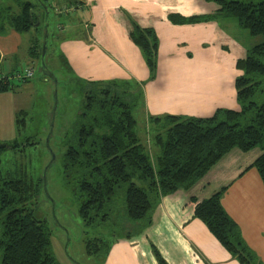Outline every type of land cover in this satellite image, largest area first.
<instances>
[{
  "label": "trees",
  "instance_id": "obj_1",
  "mask_svg": "<svg viewBox=\"0 0 264 264\" xmlns=\"http://www.w3.org/2000/svg\"><path fill=\"white\" fill-rule=\"evenodd\" d=\"M206 1L217 9L204 16L183 17L180 22L233 17L252 35H264V0ZM18 4V12L0 4V32L6 31L7 22L22 33L38 26L32 4ZM129 37L142 50L154 79L159 61L156 31L135 24ZM38 49L37 44L32 46L34 56L41 53ZM236 67L241 71L235 79L239 109L221 107L209 116L164 114L146 120L143 110L145 137L140 136L135 115L139 102L143 106L142 90L136 82L91 80L79 85L81 108L76 124L66 133L62 168L67 183H74L85 225L114 223V209L119 208L117 199L122 194L121 220L124 228L127 226L122 229L124 236L131 238L151 225L162 197L181 191L194 205V216L241 264H264L222 204L227 185L207 197H201L203 191H195L233 151L253 152L256 157L250 166L258 169L264 182V41L238 58ZM13 89L8 76L0 77V92ZM24 114L23 110L17 113L18 130ZM7 148L17 149L20 144L0 142V150ZM44 182L43 174L37 178L6 174L0 162V264H61L51 251L46 220L39 219L31 207ZM112 244L96 236L87 240L86 247L89 254L107 255ZM153 250L159 264H168L155 247Z\"/></svg>",
  "mask_w": 264,
  "mask_h": 264
},
{
  "label": "crops",
  "instance_id": "obj_2",
  "mask_svg": "<svg viewBox=\"0 0 264 264\" xmlns=\"http://www.w3.org/2000/svg\"><path fill=\"white\" fill-rule=\"evenodd\" d=\"M16 1L0 0V4L18 12L21 4H13ZM18 1L32 4L31 13L37 15L36 23H40L32 30L43 28L40 25L45 8L49 25V9H54L57 28L66 33L55 38L79 79L136 82L142 90L145 120L164 114L209 116L217 108H240L235 79L241 71L236 62L246 54H240L238 23L229 17L180 22L183 17L214 12L217 7L213 3L206 0ZM135 24L153 28L159 37L158 70L154 79L150 78L142 50L129 37V30ZM23 42V33L7 22L6 31L0 32L2 77L10 78V74L15 75L12 72L18 71ZM30 44L34 45L33 40ZM18 92L17 85L13 90L0 92V112L12 113L14 125L17 113L24 108L17 103ZM255 157L253 152L233 151L213 167L195 191L200 194L203 184L201 197H207L227 185L222 204L239 225L246 243L264 262V182L258 169L250 166ZM154 247L168 264H241L194 216V205L181 191L161 198L151 225L140 234L116 238L102 264H159Z\"/></svg>",
  "mask_w": 264,
  "mask_h": 264
},
{
  "label": "rangeland",
  "instance_id": "obj_3",
  "mask_svg": "<svg viewBox=\"0 0 264 264\" xmlns=\"http://www.w3.org/2000/svg\"><path fill=\"white\" fill-rule=\"evenodd\" d=\"M35 1L42 3L46 0ZM5 2L11 3L12 0H2V3ZM15 3L18 4V0L13 2ZM43 10V24L40 25L43 28L38 31L23 32L24 42L19 52V60H22L16 67L18 71L12 72L15 75H9L11 81L18 86L17 103L24 106L25 114L22 126L18 130L17 123L14 125L12 120L14 115L12 113L9 115L7 111L0 112V114H6V117H0V142L11 145L15 142L20 144V148L17 149L0 150L1 169L11 176L27 175L37 178L44 175L46 166L52 160V152L46 144V138L49 126L53 123L54 131L50 145L55 150L56 158L47 172V190L43 184L31 207L34 208L39 219L46 220L51 235V251L61 264H102L106 255L104 253L89 254L86 242L100 236L112 243L116 238L126 235V231L122 229L125 222L121 220L124 215L120 208L124 197L122 194L118 196L119 208H116L117 211L114 209L112 219L114 223L85 225L79 214L80 204L75 194L74 183H67L63 173L62 155L66 150L64 140L68 139L66 133L73 129L81 108L82 94L79 85L87 82L88 79H79L71 63L65 60L61 52L59 40L55 37L56 35L64 36L66 33L58 30L54 9H49V25H47L46 8ZM229 18L238 23L235 18ZM238 27L241 56L247 54L254 45L264 41V35H252L248 29L239 24ZM46 35L49 37L45 38ZM46 39L48 47L45 54ZM32 40L38 45V52L41 51L39 56H34L32 52L31 56L29 55V47L33 45L30 44ZM28 66L34 68H32L33 76L19 78V74H24ZM27 79L28 81H25ZM135 115L138 131L142 137L145 120L141 102L135 109ZM30 141L35 143L23 145ZM203 187L201 185L200 191H203Z\"/></svg>",
  "mask_w": 264,
  "mask_h": 264
},
{
  "label": "water",
  "instance_id": "obj_4",
  "mask_svg": "<svg viewBox=\"0 0 264 264\" xmlns=\"http://www.w3.org/2000/svg\"><path fill=\"white\" fill-rule=\"evenodd\" d=\"M40 23H38L37 25H39ZM52 131H53V123L52 125L50 126V131L48 133V136L46 138V144L48 147H50V150L52 152V160L51 162L48 163V165L46 166L45 168V171H44V184H45V189L47 190V171L48 169L50 168L51 164L54 162L55 158H56V155H55V152L53 151V149L51 148V145H50V137H51V134H52Z\"/></svg>",
  "mask_w": 264,
  "mask_h": 264
},
{
  "label": "built area",
  "instance_id": "obj_5",
  "mask_svg": "<svg viewBox=\"0 0 264 264\" xmlns=\"http://www.w3.org/2000/svg\"><path fill=\"white\" fill-rule=\"evenodd\" d=\"M34 74L33 69L27 68L24 74H19V78H30ZM18 75V74H17Z\"/></svg>",
  "mask_w": 264,
  "mask_h": 264
}]
</instances>
